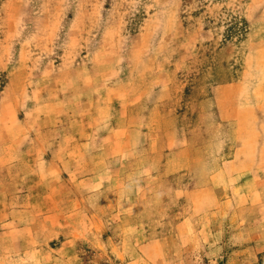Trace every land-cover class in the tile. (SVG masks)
<instances>
[{
  "label": "rangeland",
  "instance_id": "374dc122",
  "mask_svg": "<svg viewBox=\"0 0 264 264\" xmlns=\"http://www.w3.org/2000/svg\"><path fill=\"white\" fill-rule=\"evenodd\" d=\"M0 264H264V0H0Z\"/></svg>",
  "mask_w": 264,
  "mask_h": 264
}]
</instances>
